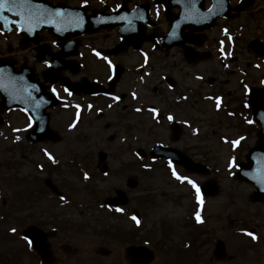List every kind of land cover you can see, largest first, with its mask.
<instances>
[{
    "label": "rangeland",
    "instance_id": "1",
    "mask_svg": "<svg viewBox=\"0 0 264 264\" xmlns=\"http://www.w3.org/2000/svg\"><path fill=\"white\" fill-rule=\"evenodd\" d=\"M67 1L72 3L81 0ZM86 1L92 6H102L98 0ZM263 28L264 0H256L245 15L243 14L238 21L225 27L228 34L222 35V50L225 55L223 62H220L216 56V58L205 57L189 65L181 59L178 51H171L164 56L154 52V56L150 57V60L148 57L146 61V63L150 61L148 67L138 71L140 67L138 54L129 52L121 56L119 60L126 67L118 83L117 92L125 98L123 101L125 112L119 115L120 106H115L110 109L104 107L101 114H96L95 110L82 113L75 130L68 131L60 126L58 119L71 110L60 107L52 113L51 120L52 128L59 129L58 131L62 133L61 140L58 142L26 145L25 115L19 110L7 113L5 123L0 127L1 203L8 205L13 199L12 190L25 185L32 186L30 182H33L35 177H40L38 179L40 185L45 178H50L57 187L64 180L75 184L77 189L74 191V198L77 199V203L83 204V207L63 209L61 212L64 216L63 220L80 221L78 217L82 214L81 220L85 222H95V216L105 222L108 219L101 216L108 214L101 213L100 209H94L92 203L95 201L90 198V195L94 194L93 189L83 186L86 181L82 178V174L99 173L101 178L96 177L91 182V187L98 190L97 194L100 192V195L107 196L111 195L116 188L125 189V178L132 175L136 176L138 185L128 195L133 197L143 192L148 186L149 191L156 197V205L141 220L142 232L155 231V228L165 221L171 226L170 236L172 237L173 232H180L183 229V223L185 224L192 210V199L188 187L185 186L186 183H178L175 175L173 177L169 175L162 160L156 161V167L151 168L147 175L136 173L134 169L123 173L121 167L126 162L137 160L134 154L137 147L147 151L155 142L175 144L177 148L194 159H205L206 164L212 167L209 177L216 179L221 189L216 197L206 200L204 215L208 218L206 226L212 228V234L208 245L200 254V259L204 264H209V252L216 238L227 239L229 248H236L241 238L232 234H229L227 238V234L240 229L243 222H251L254 213H261L262 217L256 219V222L264 227V204L254 205L248 201L247 194L251 187L235 181L234 169L229 168V161L233 160V156L243 158L247 149L256 140V130L247 131L250 127L249 118L242 104L247 86H256L259 84L260 75L264 76V59H255L246 48V42L260 31L262 35ZM234 35L237 39L236 47L229 41V38ZM116 38L115 32H104L88 39L93 44L105 46ZM230 48L235 50L234 53L230 52ZM145 49L149 50L147 45ZM146 63L142 62V65ZM87 71L90 76L100 79H103L107 73L101 61L93 60ZM161 77L172 78L175 84L174 89L170 90ZM217 98L220 101L219 107ZM144 105L158 108L161 111V117L164 113H172L179 122L191 121L194 128L184 126L180 139L173 143L165 120L156 122L151 119L158 109H155V112L146 111L143 108ZM134 106L142 108L141 114L133 111ZM77 117L76 114H71L60 122L68 125L71 121H76ZM192 129H195L196 134ZM110 136L112 140L109 139ZM237 140L239 143L233 147L232 142ZM100 149L107 153L108 170L105 174H102L97 166L96 154ZM49 155L53 156L58 164V169L52 172L41 169L48 163L46 159ZM191 177L197 180L204 179L197 175ZM41 202L40 197L30 208L26 221L24 220L21 224L11 220L0 223V238H6L2 240L0 250H4L7 246L18 247L21 242L23 243L20 231L24 222L27 225L33 223V219L48 216L47 205ZM128 205L132 206V202ZM238 212L240 215H235ZM109 222L124 225L127 219L125 220L124 216H116L109 218ZM13 228L15 232L10 231ZM66 233L69 238L70 233L72 234L78 250L85 249L87 255L91 254V248L107 245L103 238L94 235L88 229L84 231L74 229V234ZM7 235L14 236L16 240L7 239ZM173 237L177 243H180L179 236ZM249 257L250 253L245 260ZM239 258V261H242V257ZM106 264L114 263L107 260ZM152 264L162 263L157 257Z\"/></svg>",
    "mask_w": 264,
    "mask_h": 264
},
{
    "label": "water",
    "instance_id": "2",
    "mask_svg": "<svg viewBox=\"0 0 264 264\" xmlns=\"http://www.w3.org/2000/svg\"><path fill=\"white\" fill-rule=\"evenodd\" d=\"M31 4L26 6L24 10L17 3V7L13 9H8L9 12L16 14L21 19V25L24 27V20L31 16L32 21L36 20L38 23L36 29L40 30L43 27L50 31L52 34L58 38H62L65 33L72 32L73 34H80L84 31H97L101 27H111L113 24L110 22L112 16L105 15L103 12H98L96 15L87 16L82 9H70L64 6H52L45 0H26V4ZM39 4V5H34ZM136 25L138 23L136 22ZM133 23L127 22L126 29L129 32L132 28ZM27 27V26H26ZM126 35L121 31V37L125 40V37L131 35L132 32H127ZM10 67V65H8ZM92 88H98L92 84ZM0 94L2 95V107L8 109L16 105L22 106L25 109L26 106V70L21 69L17 72L12 70V68H5L0 66ZM42 98L53 99L48 91L45 94L40 93ZM39 95V96H40ZM11 102L9 105L8 103ZM253 116L257 122L260 123V137L261 141L258 147H264V112L261 107H255L252 110ZM262 113V116L259 113ZM45 122L43 123V128L46 126L47 116H43ZM36 126L32 129L30 137L33 140L40 139V118L35 117ZM257 148V147H256ZM255 148V150H256ZM253 151L249 152L248 164L244 166L242 171V177L247 181L254 183L255 192L253 197L255 200H264V171L260 169L256 170L252 159L249 156H253ZM256 171V174H254Z\"/></svg>",
    "mask_w": 264,
    "mask_h": 264
},
{
    "label": "flooded vegetation",
    "instance_id": "3",
    "mask_svg": "<svg viewBox=\"0 0 264 264\" xmlns=\"http://www.w3.org/2000/svg\"><path fill=\"white\" fill-rule=\"evenodd\" d=\"M238 1V0H237ZM233 2V1H232ZM67 3V2H66ZM204 6L206 7L209 4V0H203ZM232 10V9H231ZM175 12V11H174ZM217 23V20L215 21V24ZM152 30V29H151ZM151 30L149 32H151ZM153 33H155V29L152 30ZM188 32V31H185ZM195 41L198 40H205V36H206V31L203 32H190L189 34ZM42 38H43V44H45L46 46L50 47V49H52L53 51L58 50L61 45L58 44L54 39H52L48 34L43 33L42 34ZM69 40H73V38L69 37ZM78 50H77V57L76 59H79L82 63L83 60H81L80 56L82 55V53L90 51L91 48L86 46L84 43L85 41L81 39H78ZM18 42H20V38L18 37L17 39V45ZM5 47V46H4ZM11 47L10 44H7L5 47V53L0 52V57H8L10 56V54L15 53L14 49ZM100 51V50H98ZM26 61L27 58L29 57L30 54H32L31 56V60H32V65L35 68L36 72L38 74L42 73L45 69H46V65L38 62L35 60V51H34V47L33 46H29L28 48H26ZM95 52H97L95 50ZM89 53V52H88ZM75 57H70L67 60L68 61H74ZM80 63V64H81ZM64 74H67L71 80H76L78 77L70 75L68 72H64ZM63 75V73H61L59 76ZM262 85H264V81L261 80ZM55 86H60L59 84H56ZM61 87V86H60ZM62 228H66V227H62ZM67 229V228H66ZM250 231L252 233H254L257 237L256 240H252L250 243V259L249 261H239L238 260V254H236L237 252L233 253L232 255H228L227 259H225V261H214V260H210L209 264H264V258H262V256L264 255V227L260 226L258 224L253 225V227L250 229ZM53 241L56 240V242H54V247L57 250H60L61 248V244L62 243H67V241H57L58 240V236L54 237L52 239ZM200 249H201V243H195V244H191L188 247V251H189V256L190 258H188L186 260V264H204L203 261L201 259H195L193 258V253L194 252H198L200 253ZM73 253L76 252V250L73 249V247H70V251ZM68 254V253H65ZM70 255V254H69ZM109 255H113L115 257H119L121 259V261L124 264L128 263V259L126 257V250L125 247H120V248H112L109 251ZM58 260H57V264H79L80 260L78 259H63L61 257V255H58Z\"/></svg>",
    "mask_w": 264,
    "mask_h": 264
},
{
    "label": "snow or ice",
    "instance_id": "4",
    "mask_svg": "<svg viewBox=\"0 0 264 264\" xmlns=\"http://www.w3.org/2000/svg\"><path fill=\"white\" fill-rule=\"evenodd\" d=\"M2 6H3V0H0V7H2ZM229 39H231V38H229ZM96 55L97 56H100V53L99 52H96ZM102 58L105 59V60H107V57L106 56L105 57H102ZM109 64L111 66V62L110 61H109ZM109 79H111V77H109ZM65 91L67 92L68 89H65ZM53 92H55V89H53ZM69 95H71V93H69ZM113 99H117V97H113ZM219 104H220V101H219V98H217V106L218 107H219ZM152 111L155 112V109H152ZM168 119L169 120H172L173 117L172 116H169ZM249 123H252V121H249ZM241 139H243V138H241ZM238 143H239L238 140L237 141H233L232 142L233 147H235ZM46 155H47V153H46ZM48 158L50 160L52 159V157L50 155H49ZM234 166H235L234 163L232 161H229V168H233ZM173 175H176V173L173 172ZM177 179H181V178L179 176H177ZM188 183L192 184V187L196 190V196H197L198 203L201 202L200 189L197 187L196 184H193L192 181L189 180ZM61 199L63 200L64 198L61 197ZM117 211H120V209H117ZM132 219L134 221H136L137 224H139V220H137V218L135 216H133ZM196 220H197L198 223L202 222L201 221V218L199 216V213L196 214ZM10 231L15 232V229L14 228L13 229H10ZM246 235L250 236L252 240H256L257 239L256 235L254 233H252V232H247Z\"/></svg>",
    "mask_w": 264,
    "mask_h": 264
}]
</instances>
